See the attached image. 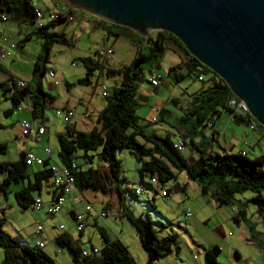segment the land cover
Returning a JSON list of instances; mask_svg holds the SVG:
<instances>
[{
  "label": "trees",
  "instance_id": "obj_1",
  "mask_svg": "<svg viewBox=\"0 0 264 264\" xmlns=\"http://www.w3.org/2000/svg\"><path fill=\"white\" fill-rule=\"evenodd\" d=\"M37 8L32 6L30 0H0V16L18 25L34 26L35 14ZM39 10V9H37ZM55 21L46 22L39 28H35L34 36L42 41V50L47 55V51L52 45H63L73 47L70 38L64 33L52 32L51 27L56 23L67 20L71 12L58 13ZM44 14L41 10H39ZM6 20V21H7ZM95 27L103 29L106 36L113 38L123 37L129 41H134L138 36L132 31L116 25H107L101 20L93 21ZM29 37H26V39ZM171 41L176 47L181 49L187 56V60L181 65L170 66L166 69V75L171 76L172 82L177 84L185 78L195 79L200 83L199 88L188 95L184 107L178 105L180 116L174 119V130L185 133L187 147L197 150L199 157L192 163H187L181 153L173 148L171 135L165 134L159 136L147 132L148 125H140V119L136 116V110L139 107L136 100V78L141 73V68L145 61H149V67L157 65L165 51L164 41ZM147 46L148 54L138 55L134 60L135 66H124L117 75L119 76L118 85L112 87L109 94L105 96V106L98 114L95 120V127L88 132L72 130L69 126L63 128V132L55 136L57 143V164L62 167L75 165L71 171L74 189L83 191L89 189L93 192L106 193V183L98 175L97 168H92L91 162L97 159L98 163L103 164L115 182H123L121 176L120 162L116 160V151H125L131 156L136 165V175L139 181V187L144 192L150 191L154 196L157 190L169 194L170 189H164V185L175 178L174 172L183 171L196 184L202 194H208L217 204H229L233 196L249 192L248 198L254 204V212L261 217L264 226V151L261 155L254 158H247L245 153L238 154H217L203 153L193 145V139L196 135V128H200L198 138L203 140L201 130L210 128L211 121L221 112H227L236 125L248 126L254 124L256 128H261L250 115L234 116L227 107V101L233 97L225 83L213 72L202 66L197 60L189 56L183 49V46L176 38L166 32H156V38L151 40ZM81 65L86 69L84 76L76 81L77 85L89 84L91 73L99 68V65L89 59H81ZM39 66L34 62L31 72V82L36 79V71ZM183 71L184 73L180 72ZM0 72L5 73L0 65ZM113 73V72H112ZM44 70L41 72V76ZM109 75H111L109 73ZM152 73H150V76ZM198 77H201L198 80ZM36 87L31 91L28 84L22 88H17L13 78L0 84V93L2 97L7 93L8 99L14 108L20 103L26 101L29 104L31 116L35 119L40 117L47 106L52 103L53 98L41 91L40 80L35 81ZM159 84V81H158ZM158 121H163V112L157 113ZM157 121V122H158ZM180 123V126H179ZM156 124V123H155ZM210 125L207 127V125ZM43 137V136H42ZM41 137V138H42ZM40 138V139H41ZM184 139L178 140L185 146ZM5 149L0 145V153ZM81 152V158L88 167L82 170L75 164L76 153ZM44 155H46L44 153ZM54 165V164H53ZM51 165L50 167H52ZM24 153L19 155L15 162L0 164V172L4 173V178L0 182V192L5 194L6 188L12 183H18L24 179ZM41 171L32 175V181L26 183L24 187L14 193V199L17 206L28 208L33 201L31 193H39L41 183L50 179V167L43 159ZM173 169V172L171 170ZM155 178L158 189L152 188L148 180ZM122 191H118V194ZM126 195L132 199L139 198L135 196L133 190H126ZM247 200V199H246ZM245 200V201H246ZM151 207V202L147 201ZM84 206V204H83ZM121 206V203H120ZM121 216H124L133 227L141 249L144 251L146 259L144 264H154L158 258L165 257L170 246L175 244V233L156 236L157 230L152 227L151 221L145 214L132 216V214L120 207ZM71 214L70 218L72 220ZM98 218V217H94ZM241 219L252 231V226L244 220V211L235 209L233 220ZM3 217H0V249L2 257L0 264H52V260L41 248L35 245H25L18 243L14 238L4 233L1 229ZM73 222V221H72ZM159 224V223H157ZM163 228V226H160ZM80 232H77L80 235ZM100 237V247L96 254L91 252L86 256L81 255L82 247L78 242L71 239L65 232L55 236V242L60 248L67 250L72 264H136L127 248L118 240L110 238L100 227L97 228ZM219 249L212 246L204 250V257L207 264H216V256Z\"/></svg>",
  "mask_w": 264,
  "mask_h": 264
},
{
  "label": "rangeland",
  "instance_id": "obj_2",
  "mask_svg": "<svg viewBox=\"0 0 264 264\" xmlns=\"http://www.w3.org/2000/svg\"><path fill=\"white\" fill-rule=\"evenodd\" d=\"M30 3L32 6H40L42 8L44 6H48L46 0H30ZM43 3L45 5H42ZM75 11H73L74 15L72 14V22L65 24L66 26L64 28V34H66V36L68 35V38H70V42L72 43V40H75L73 41L74 44H72L73 47L52 45L47 51V55H45V52L42 50V41L34 36L32 25H21L25 27H20V33L16 31H5L4 33H2V37H5L15 45V48L13 50L9 51L6 49L9 55L5 60L2 61L3 68L14 76H25L26 74L32 72L33 64L34 62H37L39 68L36 71V79L34 80V82H30V88L32 91L36 87L35 81L40 80L42 84H46V82L50 81L46 75L47 71L53 70L55 73L60 72L67 75L85 73L86 69L81 65L80 60L89 59L93 63L98 64L99 68L91 73L89 77V84L75 86V91L82 93L79 96L71 92L70 101L75 104L76 97H79L81 101H88V108L90 109V111H92L95 110L98 106L102 107L105 104L106 101L105 97L102 96V90L103 88L106 89V93L109 94V91L111 89L110 86H112V78H116V80L119 82L120 79L117 75V71H119L124 66L128 67L132 64V66H135L137 62H134V60L138 58L139 54H142L143 56H146L148 54V50L146 48L147 44L145 43V37L140 36L139 34H137L139 38L137 40L135 39L134 41H129L123 37L113 38L112 36H106L103 29L92 27L90 22H93L95 20L99 21V19L94 18L88 13L85 14L89 21L88 24L77 25L78 17L76 16V13L78 10ZM102 22L107 25H113L104 21ZM8 23V25H11L12 22L9 21ZM57 26L59 27L60 24H58ZM83 28H85V30H83ZM57 30L58 28H55L56 32ZM29 32H31V36L26 39ZM153 33L154 32H150L151 35H153ZM74 36H76V38ZM138 40L140 42V50L137 51L136 45L138 46ZM17 42H19L18 45ZM76 48L78 50H75ZM106 51H109L110 54L107 55ZM170 57V54L167 52L165 57L163 59L161 58L159 63L152 68L149 67V61H145V63L143 64V68H141V73L136 78V85L139 89L138 94H140L141 90L153 89L148 84L150 73L156 75L159 78V82L160 80L164 81V70L168 67V59ZM71 63H73L75 66L71 67ZM43 70L44 74L41 76V72ZM101 73L103 75H101ZM109 73L111 75H109ZM83 76L84 74L82 75V77ZM6 78L7 74L0 72V81L3 80V82H5ZM185 86L188 88L196 89L200 86V83L195 79L185 78L176 85V88L173 91L172 95L176 96V98L179 99V106L182 107H184V100H186V97L181 95L180 88H183ZM168 91L170 92V88H164L163 86L159 85L158 93L154 98L164 101L165 98L169 95ZM150 96L151 97L148 102L143 101L140 96L138 99L136 98L137 102L142 104L136 110V116L140 119V125L146 124V119L144 117L145 111H149V107H152L154 100L152 91L150 92ZM64 104L65 103L63 100V96H61L56 100V102L50 103L44 110V116L46 118L45 123L50 129L49 140H47L46 142V139L43 137L40 140V143H36L32 139H19L18 136L15 135L14 126L16 125V115L19 113V111H17L16 109L13 110L9 99H3L0 93V110H5L7 108L11 110V113L6 118L3 117L0 113V122L2 124V128H0V142H3V145L5 147V149H3L2 153L0 154V160L9 162L17 160L18 155L16 149H18V145L24 149L27 148L26 146H29V149H42V146H45L48 149L52 150L50 160L51 162L56 163L57 158L55 152L57 150V143L55 137L52 136L51 130L57 128V130L59 129V132H63V128L65 126L71 127V122H73V119H75L76 117L72 116L67 122H64L62 115L55 114L57 110H69L68 108L59 109L61 108V105ZM19 106L22 107L23 105ZM164 108L170 110L172 112V116L169 118H165L163 121H158L155 127L149 126V130H155L156 128V133L159 136L165 135V133H163L164 129H167L169 132H171L169 127L175 129L174 119L181 115L177 110L178 105L175 107L166 103ZM220 114L226 115L225 112H221ZM258 129H260L264 133L263 127ZM199 131L200 128H196L195 132L197 136L195 137V139H198ZM170 138L174 139V136H172L171 134ZM204 141L205 144L208 143L206 135ZM244 149L246 148L244 147ZM252 149L255 154L259 149H264L263 138L257 140L252 145ZM190 150L191 149L189 148L185 149V151ZM249 152L247 153V158H253L255 156L254 153ZM76 156L77 159L75 160V164L82 170L87 168L89 164L83 161V159L81 158V152H77ZM115 158L120 162L122 175L129 183V187L134 188L135 185L133 184V182L136 178V164L134 159L125 151H116ZM100 165L101 163H98L97 159L95 158L92 160L90 166L95 169L97 168L100 179L104 180L108 178L109 173L107 169ZM177 175V181L179 183L178 188H181L182 190H174V183L171 181L168 184L170 189L172 188L170 193L166 194L165 196H160V194L158 193V186L156 187L154 185V187H156L155 189H158L156 197L153 199L154 209L145 202L143 197L140 196L139 199H132L128 195H126L125 198L121 201L120 207H122L123 210L129 211L132 216L142 215V217H144V215L146 214L151 221L152 227L157 230V237H161L160 235L169 232H175L176 234H178L179 250L182 252V258L184 260L186 258L187 261H190L191 263V251L192 253H194V251L197 250L199 252L198 258L201 261L202 252L200 248L196 247V243L206 242L207 239H209V236H212L211 231H208L207 229L210 230L213 227H216L220 222L223 223L224 221H226L233 209H242L244 211V220H246L252 227H254L252 223L261 220V217L254 212L253 202L248 199L251 196L249 192L234 195L232 201L229 204H214L209 201L210 199L208 194H199V196H196L195 192H193L190 187L182 186L181 181H183L184 183L187 182L188 175L186 173ZM1 180L2 179L0 177V182ZM19 185L20 182L12 183L10 184L9 188H6V194L0 193V217H3L1 229L4 233L12 238L29 242L30 236H32V231L35 228L36 224H43V222L39 221V219H37L38 217L35 216V214L37 215L41 209H26L17 206L11 190L13 188H16L15 186ZM83 191L84 199H87V201L90 203L87 204L98 210L103 194H101L100 192H93L89 189H84ZM31 194L32 196L37 197L36 192H33ZM75 200L77 201L78 199L76 198ZM80 204H83V200ZM186 209L190 211L191 216L192 214L193 216L196 215V218H199L202 215H208L209 225L204 226L201 222V224L197 226L196 229L192 227L191 229L187 228L185 232L186 219L183 218V211ZM102 212L104 213V217L97 218L98 225L102 226V228L110 237L113 235V232L116 231L120 239L127 245L130 255L133 256L138 264H143L146 256L139 245V241L136 237L133 227L129 224L124 216H118L115 212L111 211H108L107 215L104 210H102ZM213 212H215V214H213ZM44 216H40L41 220L44 219ZM104 220L106 221L107 225L104 224ZM48 221L53 223L56 231L58 230L59 232H61L62 230H65L67 229V227H69L68 229L72 236H78L77 231L73 227L72 220L64 210L61 209L60 211H58ZM236 223L237 222L233 221L230 217L228 218L226 222L227 228H223L225 236L227 238H231L232 236L236 235L238 231ZM160 224L163 226V228L160 227ZM59 226H61L62 228L60 229L61 231L59 230ZM119 231H121L120 234ZM213 240L215 241L216 239L214 238ZM217 243L219 244L220 242ZM99 244V234L95 230V227L89 219L87 225L83 228V236L78 239V245L85 250L90 251L91 246L99 247ZM45 251H47V253L49 254V257L52 260V264H72L69 254L64 248L57 250L56 248H53L52 245L47 244ZM239 252L243 255V257L249 256L250 258L247 259H249L252 264H264V252L259 251V249L253 245L241 246L239 248ZM1 256L2 253L0 249V258ZM174 259L175 257H173L172 255H167L166 257L157 259L154 264H174ZM216 262V264H231L232 261L228 257H226L223 252H219L216 256ZM234 262L235 261L233 260V263Z\"/></svg>",
  "mask_w": 264,
  "mask_h": 264
},
{
  "label": "crops",
  "instance_id": "obj_3",
  "mask_svg": "<svg viewBox=\"0 0 264 264\" xmlns=\"http://www.w3.org/2000/svg\"><path fill=\"white\" fill-rule=\"evenodd\" d=\"M46 3L48 4V6H44L43 8L40 6H34V7L41 10L44 14L49 13V11H51V10L57 11V8L60 9V10H58V13H61V14L66 13L67 11L71 12L70 16L67 17V20L60 22V23H56L53 27H51L52 32H56L55 28H58L57 33H59V32L64 33V28L66 26L65 24L72 22V14L74 15L73 11H75V10L72 7H70L63 0H46ZM42 5H45V4L43 3ZM76 14H77L76 16L78 17L77 25H79V24L80 25H83V24L87 25L88 24L89 21L85 15L86 14L85 12L78 10ZM8 22H9V20H7L5 22L0 21V39L2 38L1 34L4 33L5 31H8V32L16 31V32L20 33L19 32L20 27L26 26V25L25 26L18 25L17 23L12 22V21H10V22H12L11 25H8L9 24ZM58 24H60L59 27L57 26ZM90 24L92 25L93 28L95 27L93 22H90ZM83 30H85V28H83ZM32 31L33 32L35 31V26H33ZM30 33L31 32H29L27 34L28 37L31 36ZM66 37H68V35ZM74 37L76 38V36H74ZM148 37L151 40L155 39L156 38V32H154L153 35H151L149 32L148 35L145 36V43L147 44L146 48L149 44V42L147 41ZM138 38L136 37L135 39L137 40ZM73 41H75V40H73ZM8 42L12 43L9 40H8ZM137 42H138V46L136 45V48L138 51V50H140L139 49L140 42H139V40ZM18 43L19 42H17V45H18ZM164 47H165V51L162 55V59L165 57L167 52L171 56L168 59V63H169L168 67L175 66V65H181L182 63H184L187 60V56L183 53V51L181 49H179L178 47H176L171 41L165 40L164 41ZM6 49H7V46L0 43V50L6 51ZM75 50H78V49L76 48ZM0 65L3 68V62H0ZM74 66L75 65H73L71 67H74ZM166 69L164 70V73H165L164 81L160 80L159 84L155 88L141 90L140 94H138L139 89H138V87H136V98L137 99L140 96L143 101L148 102L150 97H151L150 96L151 91H152V95H153V99H154L152 107L151 108L149 107V111H145V114H144L145 115L144 117L146 119L145 125L150 124V126L155 127L157 125L155 123H157V121H158L157 113L159 111L163 112V119L171 117L172 112L170 110L164 108L165 104L168 103L170 105H173L175 103L177 104L178 102H180L179 99L176 98V96L172 95V93L175 90L176 85L178 83L175 84L172 82L171 76L166 75ZM4 71L7 74V78H6L5 82H3V80H1L0 84L7 83L9 81V79L11 80L12 78H14V79H18V80L23 81L25 84H28L29 88H30L31 73L26 74L25 76H23V75L14 76L10 72L6 71L5 69H4ZM180 72L184 73L183 71H180ZM83 74H76V75L68 74L67 75V74H62L60 72L59 73L54 72V78L53 79L48 78L50 81L46 82V84H42V82H41L40 88H41V91L43 93H46L53 98L52 103L56 102L57 99H59L61 96H63V100H64L65 104L61 105V108H59V109L68 108V109H73L75 111L74 116H76V117H75V119H73V122H71L72 124H71L70 128L72 130H75V131L88 132L93 127H95V120H96L98 114L104 108L105 104L102 107L98 106L96 108L97 110L95 109V110L90 111V109L88 108V106H89V104L87 103L88 101H81V99L79 97H76L75 104H73V102L70 101L71 92L75 93L79 96L82 93V92L75 91V88H76L75 86H78L76 84V81L81 79ZM46 75H47V73H46ZM101 75H103V74L101 73ZM54 82H56V84H54ZM117 85H118V81L116 80V78H112V86H110V87L112 88V87H115ZM159 85L163 86L164 88H170V92L168 91L169 95L165 98L164 101H161V100L154 98L155 95L158 93ZM198 88L194 89V88H188L186 86L183 88H180L181 95L185 96L187 99L188 95L195 92ZM2 98L8 99L7 94H5L4 97H2ZM184 101H186V100H184ZM137 104L139 105V107L142 105L138 102H137ZM20 105H23V106L22 107L20 106L21 110L16 115V125L14 126L15 135L18 136V138H19V130H20L19 124L21 121L32 120L35 124L43 125V127L45 129L43 137L46 139V142H47V140H49L50 129L48 128L47 124L45 123L46 118L44 116V111L42 112L40 117L37 116L34 119L31 116L29 107L27 106L29 104H27V102L24 101V102L20 103ZM65 105H69V106H65ZM177 110H178V108H177ZM0 113L2 114L3 117L6 118L11 113V110H9L7 108L5 110H0ZM225 114L226 115L219 114L216 118H214L213 121H211L210 128L202 129L201 130V136H203V140L200 141L199 138L198 139L194 138L193 139V145L196 148H198V150L202 151L203 153L238 154L239 152H244L245 156L247 157V153L250 151L249 153H251V152L254 153V155H255L254 157L261 155L262 152L264 151V149H259L258 152L255 154V152L252 149V145L257 140H260L262 138L264 141V133L256 127L253 130H249L247 128V126H245L244 124L236 125L232 122L229 114L227 112H225ZM0 128H2L1 122H0ZM169 129L171 130V132H169L167 129H164L163 133L170 134V135L172 134V136H174V139H171V141L173 143L177 142L178 140L184 139L183 141L185 142V146H184L183 151L181 152V155L187 163L194 162L199 157V154H198L197 150H193V149H191L190 151H185V149L188 148L187 144H186L187 140L185 139V136H186L185 133H183L182 131H176L170 127H169ZM156 130H157L156 128H155V130L154 129L149 130V127H148V129L146 131L147 132L150 131V133H154V134L158 135L156 133ZM51 133H52V136L55 137L57 134L62 133V132H59V129L57 130V128H55V129L51 130ZM205 135L207 136V140H208V143H206V144L204 143L205 142L204 141ZM27 138L33 140L32 137H26L24 139H27ZM40 140H39V143L41 142ZM1 144L3 145V142H0V145ZM26 147L27 148L24 149L18 145V149H16L18 158H19L20 154L27 152V153H31L36 158L44 159L47 162L48 167H50L53 164H57V162L56 163L51 162L50 159H51L52 150L48 149L47 147L42 146L43 148H47L49 150L50 155H48V156L44 155L41 148L40 149H29V146H26ZM244 147L246 149H244ZM247 148H249V149H247ZM56 153H57V150H56L55 154ZM17 160L10 161V162H15ZM10 162L0 160V164L10 163ZM100 166L107 169L103 164H101ZM136 169H137V165H135V175H136ZM41 170H42V167L37 166L33 163L31 165H26V167L24 169V179L19 181L20 182L19 186H15L16 188H13L11 190L13 195L19 189L24 187L27 182L30 183L32 181V175L34 173L41 171ZM171 170L173 172L172 168H171ZM176 173L177 172H174L175 178L173 180H171L174 183V190H176V189L182 190L181 188H178L179 183L177 181L178 180L177 174H184V172L181 171V172H178L177 174ZM4 176H5L4 173L0 174L1 179H3ZM121 176L123 177L122 174H121ZM123 179H124L123 182H119V181L115 182L109 175H108V178L104 179V181L106 183L107 191H106V193L103 194V197H101V204H100V207L98 210L94 209L90 205L93 209V212L104 210L106 212V215H107L108 211H111V212H115L116 215L121 216L120 203L126 196L125 191L126 190H133V193H134V190L139 187V181H138L137 175H136L135 181L133 182V184L135 185L134 188L129 187V183L125 180L124 177H123ZM171 181H169V182H171ZM169 182L164 185V188L170 189V187L168 186ZM181 183H182V186H184V187H190L192 189V191L195 192L196 196H199V194H202L200 192V190L198 189V187L196 186V184L193 182V180L189 179L188 177H187V182L184 183L183 181H181ZM9 186H8V188H9ZM171 189H170V191H171ZM118 191H122V192L118 194ZM52 194H53V187L51 186L50 179L41 183V189H40L39 193H37V197H34L31 194L33 199L39 198V201H40V208H38V209L39 210L41 209V210L38 212L37 215L35 214V216L38 217L37 219H39V221L43 222V224H40V223L36 224V225H40V227H41L39 234L35 233V228H34L32 231V236H30L29 242H25L23 240H19V239L14 238L18 243L27 244L29 246L34 245V242L36 240H42L43 246L41 247V250L48 257H49V254L47 253V251H45L47 244L52 245L53 248H56L57 250L62 249L55 242V236H57L62 231L65 232L66 234H68L71 237V239L76 241V242H78V239H80V237L83 236V230L80 232V235H78V233H77V235H78L77 237L72 236V234L70 233V231L68 229L69 227H67V229L62 230V231L59 229L61 232H59L58 230L56 231L55 227L53 226V223L48 221L49 219H51L56 214L55 213L53 215H50L46 211L48 206L51 204ZM92 194H94V193H92ZM83 195H84V191H81V192L76 191V190L72 191L71 197H75L78 200L76 202H71L69 200L65 201L63 203V205L61 206L60 210L61 209L64 210L68 214L69 217L73 213L82 212L84 210L83 204L85 202H88L87 199H84ZM93 197H94V195H93ZM141 197H143V199L145 200L146 203H147V201H150L152 208L154 209L153 199L156 197V195L154 196L150 191H145ZM139 198H136V199H139ZM209 199H210L209 201L211 203L215 204V202L210 197H209ZM82 200H83V204L81 205L80 203L82 202ZM28 208L32 209L30 206ZM184 211H183V218L186 219L185 220V232H186L187 228L191 229V227H192V228L196 229L197 226H199L201 224V222L203 223L204 226L209 225L208 215H202L199 218H196V215L193 216V214H192V216H191V214H190L189 216L185 217ZM188 212L190 213L189 210H188ZM213 214H215V212H213ZM44 215H46V216H44ZM229 215H230L229 217L233 220V216L235 215V209H233ZM40 216H44V219L41 220ZM228 218L223 223L220 222L216 227H213L210 230L207 229L208 231H211L212 236H209V239H207L206 242L196 243V247L200 248V250L202 252L201 261L198 258L199 252L197 250H195L194 253H192V251H191V259H192L191 263H190V261H187L186 258H185V260L182 258L183 254L179 250V245H178V239H179L178 234H176L175 232H171V233L176 234L175 244L170 246V251L167 255H172L173 257H175L174 264H207L205 261V257H204V250H206L212 246H216V247H218L219 252H223L224 255L232 261L231 264H252L251 261L249 259H247L250 257L249 256L243 257V255L239 252V248L241 246H244V245H248V246L253 245V246L257 247L259 249V251L264 252V226L262 225L261 220L260 221L258 220L259 222L257 221L255 223H252V225L254 227H252L253 229L250 232L248 230L246 224L241 219H239L238 221H236L237 222L236 223L237 229H238L236 235L232 236L231 238H227L225 236L223 228H227L226 222H227ZM89 219L91 220L96 231H97L98 227L102 228V226L98 225L97 218H94L93 216H90V215H88L86 217V225H87V222ZM233 221H235V220H233ZM239 223H241V224H239ZM104 224L107 225L105 220H104ZM160 226H162V225L160 224ZM104 232H105V230H104ZM120 233H121V231H119V234ZM169 233H165V234H169ZM117 234L118 233L116 231H114L113 235L111 237L110 236L109 237L112 239H115V238L118 239L127 248V245L120 239L119 235H117ZM165 234H163V235H165ZM214 238L216 239L215 241L213 240ZM217 242H220V243L218 244ZM100 244H101V241H100ZM100 244H99V247H100ZM91 247H93V246H91ZM99 247H94V248L99 249ZM82 249H84V248H82ZM127 250H128V248H127ZM1 253H2V251H1ZM132 258H133V256H132ZM158 259H160V258H158ZM0 260H1V258H0ZM133 260L135 261L134 258H133ZM233 260L235 261L234 263H233ZM135 263L138 264L136 261H135Z\"/></svg>",
  "mask_w": 264,
  "mask_h": 264
},
{
  "label": "water",
  "instance_id": "obj_4",
  "mask_svg": "<svg viewBox=\"0 0 264 264\" xmlns=\"http://www.w3.org/2000/svg\"><path fill=\"white\" fill-rule=\"evenodd\" d=\"M140 36L166 32L264 128V0H63Z\"/></svg>",
  "mask_w": 264,
  "mask_h": 264
},
{
  "label": "built area",
  "instance_id": "obj_5",
  "mask_svg": "<svg viewBox=\"0 0 264 264\" xmlns=\"http://www.w3.org/2000/svg\"><path fill=\"white\" fill-rule=\"evenodd\" d=\"M35 14V22L34 26L35 28H39L42 25H44L46 22H51L55 21L57 18V11L51 10L47 14H42L39 10L34 11ZM7 19L4 16H0V21L5 22ZM0 43L4 44L7 46V50H13L15 47L12 43H9L8 40L5 37H2L0 39ZM106 54H110L109 51H106ZM7 51L0 50V62H2L4 59L7 58L8 56ZM74 64L71 63V66ZM47 77L53 79L54 78V72L53 71H48L47 72ZM201 77H198V80H200ZM159 78L152 74L148 78V84L150 85L151 88H155L158 85ZM13 82L17 88H22L25 86V83L21 80L18 79H13ZM56 84V82H54ZM106 89L103 88L102 90V96H106ZM29 107V105H27ZM227 107L230 110V113L234 116H245V115H250L248 113V110L244 103L234 97L230 98L227 101ZM17 111L21 110L20 106H17L16 108ZM56 115H62L63 116V121L67 122L72 116H74L75 111L73 109L69 110H57L55 112ZM154 120V119H153ZM210 125L208 124L207 127ZM249 130H253L255 128L254 124H249L247 126ZM19 139H24L26 137H32L33 140L36 143H39L40 138L44 135V127L43 125L40 124H35L32 120H26V121H21L19 124ZM173 148L181 153L183 151V143L181 141H177L173 144ZM42 152L45 153L47 156L50 155L49 150L47 148H42ZM240 155H243V152L239 153ZM43 159L36 158L34 157L31 153H24V163L25 165H31L32 163L40 166L42 164ZM76 167L74 164H71L69 167H62L60 165L54 164L52 167H50V181L53 187V194H52V201L51 204L48 206L46 209L48 214H55L57 213L62 204L69 200L71 202H76L75 197H71L72 191H74V185H73V179L71 177V171L74 170ZM148 183L152 186V188H156L158 186L155 178H151L148 180ZM154 185L156 187H154ZM166 189V188H164ZM158 191V190H157ZM144 191L141 188H137L134 190V194L137 197L142 196ZM160 196H165L166 194L163 193V191L158 192ZM88 202L84 203V210L80 213H74L72 216V221H73V227L74 229L79 232L82 231L84 226H86V217L88 215L93 216V217H104L102 211H94L92 207L87 204ZM30 207L32 209H38L40 208V201L39 199H33V201L30 204ZM190 213L188 210L184 211V216H189ZM40 225H36L35 227V233L39 234L40 232ZM59 229H62L61 226H59ZM63 232V231H62ZM34 245L38 248H41L43 246L42 240H36L34 242ZM91 252L96 254L98 252L97 248H92ZM90 254V251H87L85 249L81 250V255L86 256Z\"/></svg>",
  "mask_w": 264,
  "mask_h": 264
}]
</instances>
